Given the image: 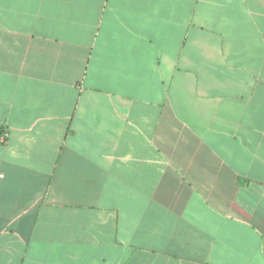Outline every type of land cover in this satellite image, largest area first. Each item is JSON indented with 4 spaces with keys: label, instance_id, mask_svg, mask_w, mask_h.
I'll list each match as a JSON object with an SVG mask.
<instances>
[{
    "label": "crops",
    "instance_id": "crops-1",
    "mask_svg": "<svg viewBox=\"0 0 264 264\" xmlns=\"http://www.w3.org/2000/svg\"><path fill=\"white\" fill-rule=\"evenodd\" d=\"M0 264H264V0H0Z\"/></svg>",
    "mask_w": 264,
    "mask_h": 264
},
{
    "label": "built area",
    "instance_id": "built-area-1",
    "mask_svg": "<svg viewBox=\"0 0 264 264\" xmlns=\"http://www.w3.org/2000/svg\"><path fill=\"white\" fill-rule=\"evenodd\" d=\"M5 136L3 135V138H4Z\"/></svg>",
    "mask_w": 264,
    "mask_h": 264
}]
</instances>
